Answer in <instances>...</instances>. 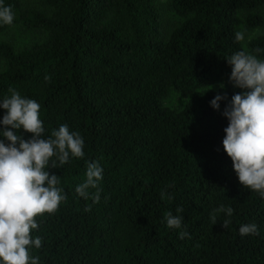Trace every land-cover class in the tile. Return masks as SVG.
Returning a JSON list of instances; mask_svg holds the SVG:
<instances>
[{"label":"trees","instance_id":"obj_1","mask_svg":"<svg viewBox=\"0 0 264 264\" xmlns=\"http://www.w3.org/2000/svg\"><path fill=\"white\" fill-rule=\"evenodd\" d=\"M0 2L14 15L0 34L16 24L41 34L22 48L0 40V101L11 87L40 104L44 138L67 124L84 139L83 158L49 169L67 199L36 217L42 246L29 252L39 264H264V198L240 184L222 143L224 109L244 91L226 58L246 50L264 59V33L235 40L239 18L264 27V0H168L169 28L159 0ZM171 90L191 96L168 107ZM217 94L226 97L219 110ZM92 161L103 168L99 202L97 189L87 199L75 192ZM221 206L233 214L214 222ZM168 212L182 217L180 229L167 226ZM253 223L259 235L241 236Z\"/></svg>","mask_w":264,"mask_h":264},{"label":"clouds","instance_id":"obj_2","mask_svg":"<svg viewBox=\"0 0 264 264\" xmlns=\"http://www.w3.org/2000/svg\"><path fill=\"white\" fill-rule=\"evenodd\" d=\"M13 20L11 7L0 2V22L11 25ZM244 39V31L235 32L237 42ZM254 51L259 53L260 49ZM226 60L232 66L231 82L244 91L233 95L224 109L223 115L229 123L224 129L223 148L231 158L240 184L264 198V59H259L252 52L240 50ZM50 79L45 76L46 81ZM8 92L10 96L0 101V108L6 110L0 121L5 126L2 131L4 139H0V262L39 264V257H33L29 252L31 247L39 249L42 246L40 237H32V230L39 227L36 217L55 213L67 199L58 187L61 182L59 176L50 174L49 169L68 163L70 155L77 159L83 158L84 139L78 132H71L67 124H61L44 138L40 104L34 99L22 97L11 87ZM222 99L226 97L217 94L211 106L219 110ZM10 129H23L32 134L31 139L26 140ZM53 157L56 159L53 160ZM102 174L103 168L98 162H88L86 179L75 188V192L87 199V190L97 189L93 200L99 202L98 182L102 180ZM182 211V208L177 209V212ZM220 212L230 217L233 209L224 206L215 209L211 215L214 222L215 213ZM165 219L169 228L182 227L180 216L168 212L165 213ZM230 223L226 219L222 227L228 228ZM239 233L241 236L259 235L254 223L242 225ZM188 235L187 231L179 233L181 239Z\"/></svg>","mask_w":264,"mask_h":264},{"label":"rangeland","instance_id":"obj_3","mask_svg":"<svg viewBox=\"0 0 264 264\" xmlns=\"http://www.w3.org/2000/svg\"><path fill=\"white\" fill-rule=\"evenodd\" d=\"M168 0H159V5L161 8V13L164 15V24L167 28L172 26V23L177 20L176 17L172 16L169 8L167 7ZM264 16V10L262 11ZM238 31L245 32V39L241 41L244 46H246V42L252 38L253 36L264 33V27L261 28H248L243 23L242 19H238ZM41 37L39 31L25 29L19 24L13 25L6 32L0 34V40H8L14 44L16 48H22L33 41L38 40ZM211 88L215 89L217 86H212ZM209 89V87L202 89L198 92H203L204 90ZM191 95H182L173 90H171L168 96L164 100V105L172 108H181L188 98Z\"/></svg>","mask_w":264,"mask_h":264}]
</instances>
